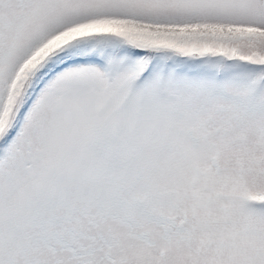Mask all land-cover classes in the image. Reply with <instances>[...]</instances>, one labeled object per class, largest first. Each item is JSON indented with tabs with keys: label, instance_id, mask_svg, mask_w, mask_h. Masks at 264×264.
I'll use <instances>...</instances> for the list:
<instances>
[{
	"label": "snow or ice",
	"instance_id": "snow-or-ice-1",
	"mask_svg": "<svg viewBox=\"0 0 264 264\" xmlns=\"http://www.w3.org/2000/svg\"><path fill=\"white\" fill-rule=\"evenodd\" d=\"M0 264H264V0H0Z\"/></svg>",
	"mask_w": 264,
	"mask_h": 264
}]
</instances>
